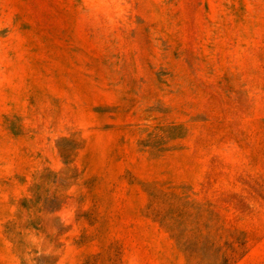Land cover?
Wrapping results in <instances>:
<instances>
[{"label": "rangeland", "instance_id": "1", "mask_svg": "<svg viewBox=\"0 0 264 264\" xmlns=\"http://www.w3.org/2000/svg\"><path fill=\"white\" fill-rule=\"evenodd\" d=\"M0 264H264V0H0Z\"/></svg>", "mask_w": 264, "mask_h": 264}]
</instances>
